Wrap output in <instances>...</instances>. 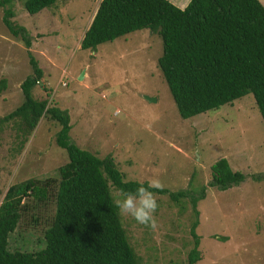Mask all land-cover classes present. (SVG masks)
<instances>
[{
    "label": "rangeland",
    "instance_id": "obj_1",
    "mask_svg": "<svg viewBox=\"0 0 264 264\" xmlns=\"http://www.w3.org/2000/svg\"><path fill=\"white\" fill-rule=\"evenodd\" d=\"M99 2L57 0L29 14L22 0L11 1L12 20L26 28L29 50L43 71L33 96L66 110L71 140L99 157L110 153L126 180L156 178L174 192L206 187L197 203L201 259L195 264H264V180L253 179L264 173V122L253 95L181 118L157 65L158 34L141 29L95 50L80 48ZM31 72L27 49L3 24L0 7V118L23 102L20 84ZM23 126L20 118L0 123V203L11 184L29 178L58 182V169L68 161L54 142L57 121L43 117L30 133ZM223 157L246 177L219 190L208 183L211 165ZM111 190L113 196L119 192ZM154 194L155 232L121 216L140 264H188L190 203ZM30 214L11 234V249L45 247V216Z\"/></svg>",
    "mask_w": 264,
    "mask_h": 264
},
{
    "label": "trees",
    "instance_id": "obj_2",
    "mask_svg": "<svg viewBox=\"0 0 264 264\" xmlns=\"http://www.w3.org/2000/svg\"><path fill=\"white\" fill-rule=\"evenodd\" d=\"M0 0L2 22L10 34L27 49L32 72L21 82L24 100L0 123L20 118L30 133L43 117L59 124L55 143L64 149L68 161L59 167L58 182L29 178L11 184L0 203V264H140L130 243L111 188L134 192L142 183L126 180L113 156L99 157L75 144L69 135L66 110L36 99L32 88L43 77L42 68L29 50L26 28L15 23L10 3ZM57 0H22L25 10L35 14ZM148 29L160 36L158 68L169 88L181 118L187 119L219 108L251 93L264 122V6L259 0H189L181 8L170 0H100L80 48L95 50L105 42ZM4 79L0 80L3 85ZM208 186L226 190L237 186L245 174L232 170L226 158L211 167ZM264 180V173L253 175ZM166 194L180 204L186 199L192 210L190 235L193 246L188 264L200 259L197 203L205 197L190 189ZM52 208V212L49 210ZM45 216L42 231L46 245L41 250L11 249L10 237L27 214ZM35 212V213H34Z\"/></svg>",
    "mask_w": 264,
    "mask_h": 264
},
{
    "label": "clouds",
    "instance_id": "obj_3",
    "mask_svg": "<svg viewBox=\"0 0 264 264\" xmlns=\"http://www.w3.org/2000/svg\"><path fill=\"white\" fill-rule=\"evenodd\" d=\"M264 6V0H259ZM159 179H150L145 187L142 183L134 192H118L114 196V204L121 216H131L137 223L148 227L153 232L157 230V220L154 213L158 208L156 196L152 189L163 190Z\"/></svg>",
    "mask_w": 264,
    "mask_h": 264
},
{
    "label": "crops",
    "instance_id": "obj_4",
    "mask_svg": "<svg viewBox=\"0 0 264 264\" xmlns=\"http://www.w3.org/2000/svg\"><path fill=\"white\" fill-rule=\"evenodd\" d=\"M170 1L175 5H177L178 7L183 8L189 0H170Z\"/></svg>",
    "mask_w": 264,
    "mask_h": 264
},
{
    "label": "water",
    "instance_id": "obj_5",
    "mask_svg": "<svg viewBox=\"0 0 264 264\" xmlns=\"http://www.w3.org/2000/svg\"><path fill=\"white\" fill-rule=\"evenodd\" d=\"M83 75H84V73L82 72L81 75L79 76V79H82L83 78ZM147 99L153 100V101L155 100V98H149V97H147Z\"/></svg>",
    "mask_w": 264,
    "mask_h": 264
}]
</instances>
